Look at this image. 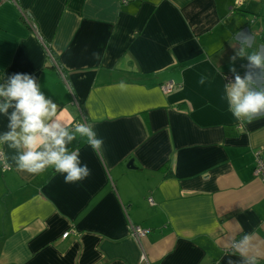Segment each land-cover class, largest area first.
I'll use <instances>...</instances> for the list:
<instances>
[{
	"label": "crops",
	"instance_id": "0c3cea01",
	"mask_svg": "<svg viewBox=\"0 0 264 264\" xmlns=\"http://www.w3.org/2000/svg\"><path fill=\"white\" fill-rule=\"evenodd\" d=\"M243 36L264 52V0L1 5L0 68L35 76L73 132L75 98L104 145H68L91 175L67 184L17 169L0 144V264H240L245 237L264 264V113L238 121L222 99L236 75L264 87L261 69L232 60Z\"/></svg>",
	"mask_w": 264,
	"mask_h": 264
},
{
	"label": "clouds",
	"instance_id": "9594fccd",
	"mask_svg": "<svg viewBox=\"0 0 264 264\" xmlns=\"http://www.w3.org/2000/svg\"><path fill=\"white\" fill-rule=\"evenodd\" d=\"M238 42L239 51L232 60L235 61L236 56L246 57L250 67L264 73V52H249L247 36ZM230 70L235 71L231 65ZM260 75L246 73L244 78L236 75L234 83L224 86L222 99L236 120L251 121L254 116L264 113V87H256V77ZM205 81L206 77L201 75L198 83L204 85ZM0 117H7L9 121V130L0 132V144L17 150L13 157L17 169L30 174L52 169L62 175L67 184L84 181L91 175V169L81 161L79 151L70 150L68 145L79 136L96 151L103 147V138L92 126L85 124L78 125L73 132L65 122V113L58 111L57 103L46 97L35 76L26 73L7 75L0 68ZM234 247L240 254V264H258V256L248 250L247 237Z\"/></svg>",
	"mask_w": 264,
	"mask_h": 264
},
{
	"label": "built area",
	"instance_id": "2783aa9c",
	"mask_svg": "<svg viewBox=\"0 0 264 264\" xmlns=\"http://www.w3.org/2000/svg\"><path fill=\"white\" fill-rule=\"evenodd\" d=\"M8 1H14V0H0V6ZM131 0H119L120 3L125 4ZM175 87V84L170 81L160 86V89L163 93L167 94L170 93ZM71 104L75 106L78 112V119L74 122L73 128H76L80 124L86 125V120L84 119L83 115L81 114V110L79 107V104L75 98H72ZM0 164L2 165V168L5 169L6 166L4 164L3 156L0 153ZM254 173L257 177H259L264 182V161L257 156L255 161V169ZM149 203L152 204V200L148 199ZM147 234H149V230L142 229L140 227H132L131 228V236L135 239H140L142 237H145ZM69 235V232H66L62 235V238L65 239Z\"/></svg>",
	"mask_w": 264,
	"mask_h": 264
},
{
	"label": "water",
	"instance_id": "95a60500",
	"mask_svg": "<svg viewBox=\"0 0 264 264\" xmlns=\"http://www.w3.org/2000/svg\"><path fill=\"white\" fill-rule=\"evenodd\" d=\"M132 163H133L132 161H129L127 166L133 169Z\"/></svg>",
	"mask_w": 264,
	"mask_h": 264
}]
</instances>
